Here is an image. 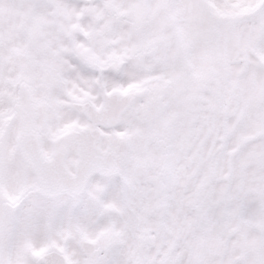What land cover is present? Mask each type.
Returning a JSON list of instances; mask_svg holds the SVG:
<instances>
[{"label": "snow or ice", "instance_id": "1", "mask_svg": "<svg viewBox=\"0 0 264 264\" xmlns=\"http://www.w3.org/2000/svg\"><path fill=\"white\" fill-rule=\"evenodd\" d=\"M0 264H264V0H0Z\"/></svg>", "mask_w": 264, "mask_h": 264}]
</instances>
